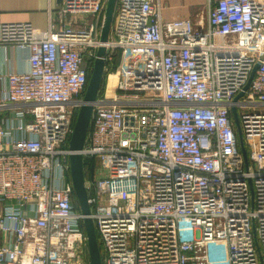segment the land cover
<instances>
[{
	"label": "built area",
	"instance_id": "2783aa9c",
	"mask_svg": "<svg viewBox=\"0 0 264 264\" xmlns=\"http://www.w3.org/2000/svg\"><path fill=\"white\" fill-rule=\"evenodd\" d=\"M106 5L62 0L47 29L0 7V66L28 60L0 69V264H91L70 139L101 45L117 82L80 152L103 264H264V0H117L103 42Z\"/></svg>",
	"mask_w": 264,
	"mask_h": 264
},
{
	"label": "water",
	"instance_id": "95a60500",
	"mask_svg": "<svg viewBox=\"0 0 264 264\" xmlns=\"http://www.w3.org/2000/svg\"><path fill=\"white\" fill-rule=\"evenodd\" d=\"M116 4L117 0H107L101 33V40L103 42H106L110 37ZM105 54L106 46L101 45L98 49V57L95 59L92 71L90 73L84 100L79 108L74 125V130L70 139V147L74 151L70 155L71 178L79 207L81 211L86 214L84 218V226L88 235L91 264H103V257L100 249L99 237L95 221L91 216L92 207L89 201V193L86 184L84 157L80 150L83 148L86 142L91 126L94 103L98 99L101 90V84L104 77L106 65V61L104 59ZM257 67L258 64L253 70L246 88H248V86L250 85ZM233 112L239 130L240 146L243 154L245 155V157H247V149L242 138L240 121L235 108Z\"/></svg>",
	"mask_w": 264,
	"mask_h": 264
},
{
	"label": "crops",
	"instance_id": "0c3cea01",
	"mask_svg": "<svg viewBox=\"0 0 264 264\" xmlns=\"http://www.w3.org/2000/svg\"><path fill=\"white\" fill-rule=\"evenodd\" d=\"M210 0H161L164 17H191L197 20V11ZM62 0H0L1 19L5 22H31L38 29H47L51 21H59ZM208 7V5H207ZM204 18V17H203ZM2 55V52L0 53ZM8 61L0 66L4 70H25L27 52L10 46Z\"/></svg>",
	"mask_w": 264,
	"mask_h": 264
},
{
	"label": "trees",
	"instance_id": "16d2710c",
	"mask_svg": "<svg viewBox=\"0 0 264 264\" xmlns=\"http://www.w3.org/2000/svg\"><path fill=\"white\" fill-rule=\"evenodd\" d=\"M119 62H120V54L117 53L111 61H108L106 63V65H105V73H104V77H103V80H102L101 90H100L99 96H101V97L104 96L105 91H106L108 75H109V73L114 72L116 70ZM93 65H94V61H89L88 80L90 78V73L92 71ZM93 165H94V162H93ZM92 169H93V166L89 170H87V166H86V168H85L86 178H89L91 176ZM83 227H85L84 224H83ZM99 244H100V249H101V252H102V245H101L100 240H99Z\"/></svg>",
	"mask_w": 264,
	"mask_h": 264
},
{
	"label": "rangeland",
	"instance_id": "374dc122",
	"mask_svg": "<svg viewBox=\"0 0 264 264\" xmlns=\"http://www.w3.org/2000/svg\"><path fill=\"white\" fill-rule=\"evenodd\" d=\"M207 5H209V2L207 4H204V6L202 7V9H199L197 11L196 14H197L198 19L201 18V17H204V18L207 17V12H208ZM88 20H89V23L90 24H93L94 23V20H95V16L94 15L89 16L88 17ZM150 94H151V92H147V95H150Z\"/></svg>",
	"mask_w": 264,
	"mask_h": 264
},
{
	"label": "bare ground",
	"instance_id": "6f19581e",
	"mask_svg": "<svg viewBox=\"0 0 264 264\" xmlns=\"http://www.w3.org/2000/svg\"><path fill=\"white\" fill-rule=\"evenodd\" d=\"M116 82H117V74L112 73L109 76V81H108V84H107V89H108V94L109 95H112L114 93V87L116 85Z\"/></svg>",
	"mask_w": 264,
	"mask_h": 264
}]
</instances>
